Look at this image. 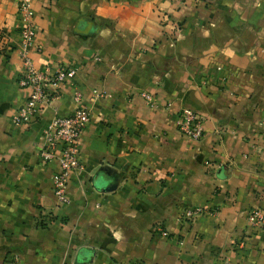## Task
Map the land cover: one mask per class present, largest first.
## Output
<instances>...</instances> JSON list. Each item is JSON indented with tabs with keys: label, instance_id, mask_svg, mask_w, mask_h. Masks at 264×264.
Instances as JSON below:
<instances>
[{
	"label": "crops",
	"instance_id": "crops-1",
	"mask_svg": "<svg viewBox=\"0 0 264 264\" xmlns=\"http://www.w3.org/2000/svg\"><path fill=\"white\" fill-rule=\"evenodd\" d=\"M31 2L35 66L77 74L17 124L23 19L0 0V264H264L248 219L264 211V0ZM75 89L92 117L59 204L40 146ZM183 107L203 117L198 140L177 127Z\"/></svg>",
	"mask_w": 264,
	"mask_h": 264
},
{
	"label": "built area",
	"instance_id": "built-area-1",
	"mask_svg": "<svg viewBox=\"0 0 264 264\" xmlns=\"http://www.w3.org/2000/svg\"><path fill=\"white\" fill-rule=\"evenodd\" d=\"M186 2L187 0H178ZM19 12L23 19L21 28V57L24 62V71L19 79V84L30 89L26 102L17 110L14 121L17 124H26L37 118L41 108L51 103L61 95L63 84L73 79L77 74V68L70 65L59 66L56 69L46 67L39 69L28 54V47L33 43L37 24L34 20V9L31 0H16ZM94 96H104L99 90H93ZM143 96L152 105L155 99L151 93L144 92ZM83 93L75 89L74 100L76 108L70 115L55 114L44 128L40 155L46 160L56 159L59 170L53 175V191L58 198L59 204L68 201L67 188L72 174L81 173L84 165L79 157L80 136L91 120V110L79 103ZM181 133L189 138L198 140L203 136V117L194 109L183 107L178 112L176 121ZM264 127V119L260 122ZM204 209L201 207L185 210L187 220L192 221ZM249 223L254 227L264 225V211L252 209L249 212ZM158 230L163 236L168 232L162 227ZM143 264V263H140Z\"/></svg>",
	"mask_w": 264,
	"mask_h": 264
}]
</instances>
